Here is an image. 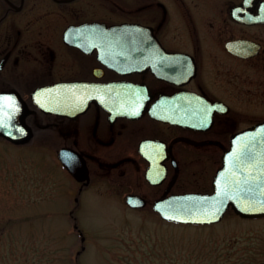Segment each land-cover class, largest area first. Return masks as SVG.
Returning a JSON list of instances; mask_svg holds the SVG:
<instances>
[{"label":"flooded vegetation","instance_id":"obj_1","mask_svg":"<svg viewBox=\"0 0 264 264\" xmlns=\"http://www.w3.org/2000/svg\"><path fill=\"white\" fill-rule=\"evenodd\" d=\"M118 26L148 31L159 68L108 58L140 62L134 34L102 30ZM0 99L31 131L0 140L52 153L76 204L118 200L161 230L156 204L212 195L232 139L264 123V0H0Z\"/></svg>","mask_w":264,"mask_h":264},{"label":"rangeland","instance_id":"obj_2","mask_svg":"<svg viewBox=\"0 0 264 264\" xmlns=\"http://www.w3.org/2000/svg\"><path fill=\"white\" fill-rule=\"evenodd\" d=\"M36 146L0 140V264H264V219L228 211L210 227L156 230L118 200L84 193L76 204L56 157Z\"/></svg>","mask_w":264,"mask_h":264},{"label":"water","instance_id":"obj_3","mask_svg":"<svg viewBox=\"0 0 264 264\" xmlns=\"http://www.w3.org/2000/svg\"><path fill=\"white\" fill-rule=\"evenodd\" d=\"M79 30H85V28ZM102 30L109 33L135 32L142 35L141 49L138 55L141 58L139 65L127 61L131 57V53L124 55L115 53L116 55H114L108 52L109 59L113 60L115 65L124 68H149L152 61L157 63L159 68V62L164 52L158 48L153 55L151 54L150 41L143 37V34L148 33L147 30L126 26L108 30L103 28ZM71 31L75 30L71 29L69 33ZM128 41L125 40V42ZM111 43L113 40H109V44ZM12 115L14 118L19 117L16 111ZM22 120L23 118L17 119L13 125L10 124L9 128L8 106L5 99H0L1 137L16 145L30 142L31 131ZM19 132L20 134H17ZM213 187L212 195L173 196L166 201L157 203L155 210L163 220L169 223L191 227H209L219 224L229 210H232L243 220H263L264 123L256 125L232 140L230 151L225 153L222 158V168L217 173Z\"/></svg>","mask_w":264,"mask_h":264},{"label":"bare ground","instance_id":"obj_4","mask_svg":"<svg viewBox=\"0 0 264 264\" xmlns=\"http://www.w3.org/2000/svg\"><path fill=\"white\" fill-rule=\"evenodd\" d=\"M132 34H134V35H132L133 37H134V39H135V42H137V44L139 43L140 44V40L142 39V35L140 34V35H138L139 33H135V32H133ZM118 41H120V40H118ZM124 41V43H125V40H123ZM121 42V41H120ZM141 45V44H140ZM140 49H141V46H140ZM131 53V57L129 58V62L130 63H132L133 62V60L134 59H136L137 58V56L136 55H133L132 54V52H130ZM129 53V54H130ZM151 55V54H150ZM138 59V58H137ZM139 59H141L140 58V56H139Z\"/></svg>","mask_w":264,"mask_h":264}]
</instances>
